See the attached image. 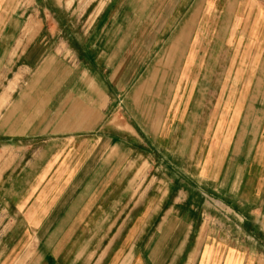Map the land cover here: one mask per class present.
I'll return each instance as SVG.
<instances>
[{
    "label": "crops",
    "instance_id": "1",
    "mask_svg": "<svg viewBox=\"0 0 264 264\" xmlns=\"http://www.w3.org/2000/svg\"><path fill=\"white\" fill-rule=\"evenodd\" d=\"M231 1L98 0L60 59L51 36H21L19 0H0V103L15 62L29 70L0 116L14 153L0 156V264H264V21L255 11L230 31L233 6L254 8ZM130 93L145 103L137 127L116 120Z\"/></svg>",
    "mask_w": 264,
    "mask_h": 264
},
{
    "label": "rangeland",
    "instance_id": "2",
    "mask_svg": "<svg viewBox=\"0 0 264 264\" xmlns=\"http://www.w3.org/2000/svg\"><path fill=\"white\" fill-rule=\"evenodd\" d=\"M61 1V3H57L56 0H19V5H20V22H19V29L18 31H20L21 36H24L26 33H37V32H41L42 35L46 34V36H51V40H47V50L52 51L54 54H57V57L60 59H63V42H65L66 44H68L71 48H73V50L76 48L77 43L81 44L84 42V38L87 36L86 32H90L91 29L93 28V26L95 25L96 21L99 19L100 15H102V11L103 8L102 7H93L95 4H97L98 0H73L74 2H72V0H66L68 1V4L70 5L72 2V6H66V4L63 2V0H58ZM251 2V4L254 6L253 7H249V9L247 11H244L241 13L240 11H238L236 9V7H232L231 9V13L229 15V17L232 19V23H229V30L234 32L235 28H236V24H237V18L239 19L240 17H242V26L245 29L246 27H249L248 25V21H250V17L252 14L255 13V11L258 12V18H259V22L260 21H264V0H249ZM228 4L232 3L231 0H227ZM58 4V5H57ZM234 5V3H233ZM105 10V9H104ZM217 10H221V8L219 9H214V14L216 13ZM224 11H226L225 7H224ZM223 11V12H224ZM254 11V12H253ZM105 13V12H104ZM214 16V15H213ZM237 16V17H236ZM215 21V17L213 18V23ZM258 23V22H257ZM253 24V27L255 26V24ZM257 26H259L257 24ZM85 33V34H84ZM28 35V34H26ZM47 36V37H48ZM27 36H25L26 38ZM20 44V51L21 53L24 51L25 45L26 43L29 42V40H19L16 41ZM38 42V41H37ZM234 40L232 38H230L228 40V44L229 47L234 44ZM11 44V43H10ZM235 50L234 48H229V53H228V68L230 66H233L234 63H236L235 60H237V56L233 53V51ZM251 52L248 54V56L246 57V59H248V61H250L251 57ZM10 56V55H9ZM6 56L4 59V77H5V81L4 84L7 85V82L12 78L13 74L12 71L7 72L8 69H11V65H12V61H11V56ZM22 58H20L19 62H15L16 65L14 66V80L11 81L9 83V86L5 89L4 94H3V99H4V103H0V116L3 114V109L6 108L8 106V100L10 99L9 97L14 96V98H16L19 94L21 95H27V91L26 88L23 87V81L26 80L27 78V74L29 73V70L25 67H21L22 65ZM15 57L14 60L15 61ZM8 60V61H6ZM248 64V65H247ZM17 66V67H16ZM226 66V63L223 65V67ZM235 66V65H234ZM246 66H249V63H246ZM218 67V65H217ZM245 68V67H243ZM249 68V67H248ZM18 69V70H17ZM249 70V69H248ZM225 71V70H224ZM233 73V72H232ZM232 73L230 71H226L223 73L221 79H231L232 78ZM201 74V79H204V74L205 73H197V75ZM215 72H212V78L214 79L216 77V75H214ZM248 74V73H247ZM152 76V77H151ZM155 73L149 75L150 79H153L152 81H149L152 83L153 86H155ZM240 77H242L240 75ZM200 80V79H199ZM21 81L19 83V85H17L14 88V84L15 82ZM153 90L151 93L152 95H148L147 99H149L148 101V113L152 112V118L154 115V109H155V102H156V97L153 95V93H156L158 90L156 87H151ZM14 90V92H13ZM150 90V89H149ZM211 90V91H210ZM215 88H211L209 89V91L212 93L213 95V91L215 92ZM133 91V88L131 89L130 92ZM1 92V89H0ZM209 93V94H211ZM217 94V93H215ZM219 94V93H218ZM7 96V98H6ZM132 94L130 93L128 95V99H127V103L126 104V108L128 110V112H125L124 110V105L122 103H120L119 105H116V110H115V114H116V120L118 121L119 118L121 120H124L126 117V120L129 121L132 120V124L134 127H137L136 123H138V118H139V111L141 106L145 107V103L144 104H137V102L139 101L138 97L137 98H133L135 103H131L132 98L131 97ZM146 96V95H143ZM150 101H152V104H150ZM131 103V104H130ZM21 109V111L25 112L26 111V104L25 105H18ZM232 108H229L228 114H229V120H233L232 116L234 115V104L229 105ZM216 116L218 117L219 115L216 114ZM214 117V115H212V118ZM26 119V118H25ZM25 119L23 120L24 123H26ZM38 123H43L42 120L37 121ZM231 122L229 121L228 125L226 126V128L224 127V133L228 134L230 133L231 129H230V124ZM20 124V122H19ZM17 125L18 130H21V126ZM212 124L211 128H215L217 131H220V129L223 127V121L220 122V120H214V118L211 120ZM155 138V136H153ZM4 142L0 141V148L3 150H0V156L4 155V157H7L9 155L14 154L7 146L8 142H6L5 138L3 139ZM16 142V141H15ZM15 145L17 144L14 143ZM17 153V152H16ZM155 156V153H154ZM2 157V156H1ZM3 158V157H2ZM17 164V163H15ZM154 193L152 192L151 195H149V198L147 200V203H149V206H151L156 200L154 199ZM133 203H134V199H133ZM208 209L210 207V205L207 206ZM213 207V206H212ZM187 213L188 211L185 210ZM198 215H193L191 219L194 220V222L197 224L198 222ZM134 220V217H133ZM134 226V224H133ZM132 234V238L133 240H137L139 239V231H134L131 233ZM151 234V233H150ZM122 239V237H121ZM139 248L135 249L134 254H139L138 253ZM169 259L168 256L163 258L164 260ZM134 264V262H133ZM161 264V263H159Z\"/></svg>",
    "mask_w": 264,
    "mask_h": 264
}]
</instances>
